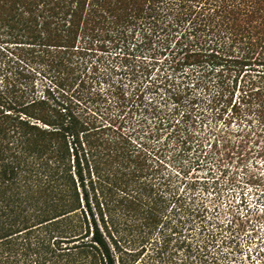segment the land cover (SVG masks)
I'll list each match as a JSON object with an SVG mask.
<instances>
[{
  "label": "trees",
  "instance_id": "16d2710c",
  "mask_svg": "<svg viewBox=\"0 0 264 264\" xmlns=\"http://www.w3.org/2000/svg\"><path fill=\"white\" fill-rule=\"evenodd\" d=\"M131 21L139 30L135 42L122 38ZM108 32L123 53L132 44L130 50L153 59L166 54L165 69L190 66L185 76L206 84L204 91L215 78L206 104L211 112L241 75L239 100L248 113H260L264 0H0V264H137L148 243L140 264H188L166 244L168 234L205 212L192 195L197 181H186L188 193H178L185 173L155 175L162 167H154L149 146L132 144V133L119 130L121 120L115 126L116 113L108 125L96 124L69 93L78 77L76 42ZM156 62L133 63L131 73L138 67L148 75L147 65ZM30 64L47 79L40 94ZM140 86L133 88L136 98ZM169 94L178 93L172 87ZM222 103L216 116L229 100ZM181 111L184 122L193 109ZM228 112V119H239L243 109L233 105ZM170 120L175 125L170 117L164 122Z\"/></svg>",
  "mask_w": 264,
  "mask_h": 264
},
{
  "label": "rangeland",
  "instance_id": "374dc122",
  "mask_svg": "<svg viewBox=\"0 0 264 264\" xmlns=\"http://www.w3.org/2000/svg\"><path fill=\"white\" fill-rule=\"evenodd\" d=\"M124 29L122 38L126 41L139 40V30L132 21ZM110 35L108 32L103 39L89 41L86 45L76 42L77 51L72 60L74 74L78 77L69 93H74V102L86 111L83 114L96 118V124L100 121L108 125L107 116L116 113L115 126L121 120L119 130L132 133L129 137L132 144L138 146L135 142L140 141L149 146L146 154L154 160V167L158 163V168H163L155 175L171 172L180 177L185 173L184 182H176L178 193H188L186 181H197L192 195H199L205 212L195 218L193 224H184L180 231L168 234L167 251L184 258L188 264H264V102L260 113H248V103L239 100L240 75L235 86L225 91L211 112L206 104L212 97L209 89L216 88L211 84L215 78H210L208 90L204 91L206 84L195 82L196 79L191 83L192 76H185L190 66L165 69L160 62L166 54L153 59L146 51L142 54L144 50H130L134 47L132 44L128 48L130 54L123 53L124 50L114 48ZM2 59L0 57V61ZM152 60L157 62L147 65L148 75L141 73L138 67L133 71L135 75L131 73L133 63ZM30 65L37 71L31 70L30 80L40 94V83L47 79L38 73V65ZM161 75L165 76L160 78ZM228 80L231 81V77ZM136 83L142 85L137 98L132 95L133 88L138 86ZM172 87L178 93L174 99L167 97ZM193 95L198 98L194 99ZM225 99L229 100L226 111L216 116L213 111L223 108L220 106ZM233 105L243 109L237 116L239 119H228ZM174 107L179 108V113L173 111ZM184 108L193 111L183 122L181 110ZM169 117L175 125L171 120L164 122ZM260 120L263 123L257 126ZM182 134L177 138L176 135ZM239 151L242 157L236 155ZM218 157L221 159L216 161ZM239 195L244 198L241 206ZM172 207L169 204L166 213L172 211ZM166 232L169 233V229ZM155 235L156 232L151 238ZM183 238L185 242L180 244L179 239ZM149 245L146 244V248ZM146 248L137 264L148 253Z\"/></svg>",
  "mask_w": 264,
  "mask_h": 264
},
{
  "label": "built area",
  "instance_id": "2783aa9c",
  "mask_svg": "<svg viewBox=\"0 0 264 264\" xmlns=\"http://www.w3.org/2000/svg\"><path fill=\"white\" fill-rule=\"evenodd\" d=\"M243 200H244V198H242V197L239 195V201H240V205H239V206L243 205Z\"/></svg>",
  "mask_w": 264,
  "mask_h": 264
}]
</instances>
